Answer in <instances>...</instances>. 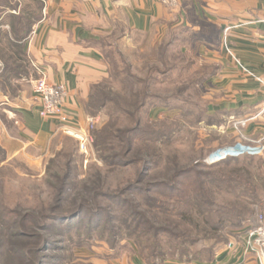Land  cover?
<instances>
[{"label": "rangeland", "instance_id": "rangeland-1", "mask_svg": "<svg viewBox=\"0 0 264 264\" xmlns=\"http://www.w3.org/2000/svg\"><path fill=\"white\" fill-rule=\"evenodd\" d=\"M20 1L22 4L29 2ZM13 3L14 0L8 3L0 1V6L7 5L6 8L15 11L17 8ZM6 20L11 23L16 19L6 15ZM2 33L0 45L6 44L3 40H7L6 36H10L11 31L5 36ZM164 40L153 43L150 38L130 34L126 38H109L104 48L108 67V76L103 79H107L106 91H112L120 103L125 104L121 79L125 71H130L145 81V84L135 86L136 91L149 85L152 96L142 114L140 132L135 138L137 153L127 159L136 161L133 164H104L94 145V128L90 129L93 142L87 152L80 150L77 139L63 133L51 142L50 152L41 165H29L15 159L1 165L5 152L0 149V264H33L35 259L38 263L41 257L37 249L44 239L50 240L47 264H125L127 261L128 264H139V257L146 264H164L167 260L209 261L234 240L239 231L255 224L258 215H264L263 198L261 203L253 205L255 211L250 219L242 227L236 225L235 220L238 219L220 213L223 207L234 206L233 199L221 191L217 197H211L219 219L198 227L184 225L174 215L180 204L177 197L170 199L171 192H140L131 188L141 185V189L146 190L158 181L172 183L173 177L183 170L206 171L207 168L200 163L206 162L219 147H225L211 125L216 119L206 113V89L203 84L193 83L206 71V66L195 49L188 51L186 47L182 50L181 47L186 45L185 38L176 41L168 53L162 48ZM1 56L0 63L6 67L9 54ZM154 67L163 69L164 73L150 74ZM167 102L170 103L168 106ZM155 104L163 109L157 114L151 110L148 115V109ZM127 108L134 110L130 103ZM108 113L109 110L105 109L91 117L95 122L93 127H101L108 121ZM120 124L119 129L130 126L123 119ZM159 129L167 133L162 137L155 135L153 132H159ZM120 140L115 139L110 144L120 146ZM257 157L249 163L254 165L255 174L262 176L259 171L264 173V156ZM146 164L150 165L148 170H144ZM195 176L193 173L180 177L178 181L195 182ZM89 190L117 195L128 203L94 200ZM165 201L169 202L170 211L165 210ZM250 201L253 200L245 197L243 204L250 207ZM80 204L89 209L103 206L105 210L99 228L88 226L95 222L87 223L90 217L87 214L66 222L45 218L76 210ZM132 209L148 217L152 224H139V219L127 218ZM109 216H116V220L111 221ZM108 221L116 227L108 225ZM46 222L47 228L44 227ZM214 227H219V230ZM221 227L224 228L221 230ZM15 250L16 253L13 252Z\"/></svg>", "mask_w": 264, "mask_h": 264}, {"label": "crops", "instance_id": "crops-1", "mask_svg": "<svg viewBox=\"0 0 264 264\" xmlns=\"http://www.w3.org/2000/svg\"><path fill=\"white\" fill-rule=\"evenodd\" d=\"M41 1L42 16L20 45L9 35L0 45V62L3 53L9 54L0 71L1 165L13 159L41 165L51 142L63 134L60 121L39 114L36 79L67 85L70 124L85 130L91 118L85 108L91 86L108 76L106 41L136 34L157 43L179 29L187 37L182 50L195 49L206 66V113L216 119L211 125L221 144L233 156H264V0H180L177 10L160 0ZM10 31L3 15L0 32L5 36ZM242 119L247 122L237 129L234 121ZM242 135L258 143L246 142ZM245 229L211 261L164 264H259L244 251ZM139 264L146 263L139 257Z\"/></svg>", "mask_w": 264, "mask_h": 264}, {"label": "trees", "instance_id": "trees-1", "mask_svg": "<svg viewBox=\"0 0 264 264\" xmlns=\"http://www.w3.org/2000/svg\"><path fill=\"white\" fill-rule=\"evenodd\" d=\"M0 1H2V3H8V1L11 0ZM9 4L11 5L10 2ZM12 5H15L17 10L15 9V11H11L6 8L7 5L0 6V18H3V15H8L16 19L14 20L15 22L13 21L10 23V37L13 40L14 44L20 45V42L29 35L32 26L41 18L43 12V2L41 0H29V2L22 4L20 0H14V3ZM184 31L185 29L181 31L179 29L178 33L175 32L172 36L166 38L167 40H164L166 42L162 46V48H164V51L166 49L168 53V50L175 46L176 41H178L181 37L182 39H184L186 37ZM105 45L107 46L108 44L106 43ZM162 61L164 63V58ZM165 64L166 63H164L163 65ZM164 69L166 70L167 68L165 67ZM162 70L163 69L161 68L154 67L150 70V74H163L164 72ZM124 74L125 75L122 77L121 83L122 90L124 91V93L122 94V98L125 101V104H121L120 100L115 97L116 94H113L111 90V92L106 91L108 84H106L107 79H105L102 82L95 83L91 86L89 98L85 106L87 113L93 118L96 117L97 114L101 111L105 109L109 110L108 121H106L101 127H93L94 129L92 132L95 138V148L98 152L99 158L103 161L104 164H119L121 166H128L136 162L134 160L130 161L127 159L132 154L137 153L135 138L138 132H140L142 124V114L147 110L148 104L150 100H152V96L150 94V91L148 90L149 85L145 86L144 90H140L139 92L135 89V86L137 84H145V81L140 80L130 71H125ZM206 77L207 71H205L201 76L197 77V79H195L193 83L203 84ZM117 96L120 97L121 95ZM156 98L158 100H162L161 97ZM154 102L156 101H152L151 103ZM128 103H130V106L134 109L133 111L127 108ZM169 104L170 103L166 105L168 106ZM157 106L158 105L156 104L151 106L148 109V115L150 111ZM122 119L126 121L128 125L130 124V126L125 127L124 129H119ZM153 133L162 137L164 136V133L167 132H163L162 129H159V132ZM115 139H122L120 140V146H116V144H110ZM76 142L78 143V141ZM257 156L258 155L248 153L238 156H231L224 161L212 165H209L204 161L200 163V166H202L203 168H207L206 171H195L192 169L183 170L179 175L173 177L172 183L158 181L156 183H153L152 186L146 190L141 189V185H133L131 186V188H135L140 192H150L155 190L171 192L170 199H174V197H177L176 200L180 204L178 210L176 209V214H174L178 219V222L184 225H195L196 227L200 226V224H208L212 222V220H215L217 218L219 219L220 215H215L217 214V211H215V202L211 201V197L215 198L220 195L219 192L224 191L227 195L230 196V198L233 199L231 201L234 206H228L227 208L223 207V210L220 211V213L238 219L235 220V224H240V227H242L250 219L249 216L254 213L255 209H253V205L256 206L257 204L261 203V199L264 198L263 170H258L260 173L262 172V176H257L255 174L254 165L252 163H249L251 160L258 158ZM260 161L262 160L260 159ZM145 166L146 167L144 168V170H148L150 168V165L148 164H146ZM193 173L196 174V178H193L195 179L196 183L188 181L189 183L186 182V184L183 181H178L180 177L184 178L190 176ZM141 180L142 179L139 180V184ZM64 191H66V185L65 187H63V193ZM89 192L92 193V199H108L109 201H113L114 203L125 202L121 200L117 195H112L110 193H97V190H93L92 192L89 190ZM245 197L246 199L253 200L250 201L251 203H248L250 207H247L243 204V199H245ZM127 203L128 202H125V205H127ZM167 203L169 202L165 201V210L170 211L171 209H169ZM104 210L105 209H103V206L100 205H96L95 209H89L85 206V204H80L79 208L76 210L51 214L45 218L46 220L50 221L65 220L66 222L71 219L72 221H75L76 218L80 217L81 215L87 214L90 217L88 218V220H86V222H95V225L88 224V226L91 228L95 226L99 228V226H101L102 224V215ZM129 217H135L137 220L139 219L141 221L139 222V224L145 223L148 226L152 224L151 221L148 220V217L133 209L131 211V214L127 218ZM110 220L115 221L116 216L110 217ZM111 221H108V225L110 226L113 225V222L111 223ZM47 224L48 223L46 222V225H44L45 228L48 227ZM115 227L116 225H113V228ZM223 228L224 227H221V230ZM214 229L219 230V227H214ZM228 244L229 242L226 244V246ZM49 246L50 240L44 239V243L39 245L37 249L41 259L38 263H36L35 259L33 264H47L46 261L50 260L48 254ZM30 250L33 251V249ZM13 252L16 253V250ZM36 254L37 252L35 253V255ZM215 256L216 255H214L213 258ZM212 259L210 258L209 261H211Z\"/></svg>", "mask_w": 264, "mask_h": 264}, {"label": "built area", "instance_id": "built-area-1", "mask_svg": "<svg viewBox=\"0 0 264 264\" xmlns=\"http://www.w3.org/2000/svg\"><path fill=\"white\" fill-rule=\"evenodd\" d=\"M172 10H177L180 5V0H160ZM0 64V71L2 70ZM33 91L39 102V114L43 118H56L61 123V131L75 139H77L79 148L83 152H87L93 142L90 129L94 126V119L90 118V124L87 129H79L71 125V115L65 111V102L69 94L68 87L65 83H52L45 77L36 79L33 84ZM247 120H236L234 126L240 129L246 124ZM242 139L246 142H257L246 139L242 135ZM251 154V153H250ZM230 150L227 146L216 149L206 160L208 164H216L231 157ZM245 240L243 248L245 253L255 255L259 264H264V215L260 214L257 217V222L254 226L248 227L245 230ZM233 241L229 242L228 247L233 246Z\"/></svg>", "mask_w": 264, "mask_h": 264}]
</instances>
